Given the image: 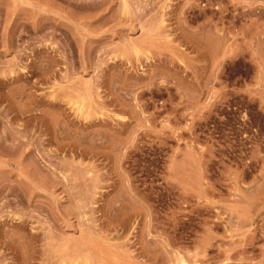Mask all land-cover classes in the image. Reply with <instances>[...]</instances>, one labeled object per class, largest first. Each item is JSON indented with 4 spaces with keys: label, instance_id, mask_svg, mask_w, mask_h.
I'll return each instance as SVG.
<instances>
[{
    "label": "rangeland",
    "instance_id": "1",
    "mask_svg": "<svg viewBox=\"0 0 264 264\" xmlns=\"http://www.w3.org/2000/svg\"><path fill=\"white\" fill-rule=\"evenodd\" d=\"M0 264H264V0H0Z\"/></svg>",
    "mask_w": 264,
    "mask_h": 264
}]
</instances>
